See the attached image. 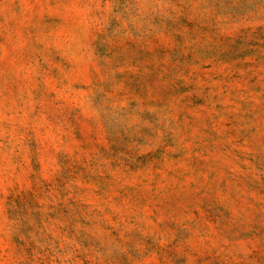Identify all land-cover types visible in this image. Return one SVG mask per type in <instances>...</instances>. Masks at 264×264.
<instances>
[{
	"label": "rangeland",
	"instance_id": "rangeland-1",
	"mask_svg": "<svg viewBox=\"0 0 264 264\" xmlns=\"http://www.w3.org/2000/svg\"><path fill=\"white\" fill-rule=\"evenodd\" d=\"M0 264H264V0H0Z\"/></svg>",
	"mask_w": 264,
	"mask_h": 264
}]
</instances>
